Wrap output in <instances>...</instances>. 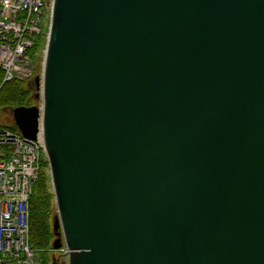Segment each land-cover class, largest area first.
Masks as SVG:
<instances>
[{
    "label": "water",
    "instance_id": "1",
    "mask_svg": "<svg viewBox=\"0 0 264 264\" xmlns=\"http://www.w3.org/2000/svg\"><path fill=\"white\" fill-rule=\"evenodd\" d=\"M40 107L68 264H264V0H54ZM52 264L60 263L53 257Z\"/></svg>",
    "mask_w": 264,
    "mask_h": 264
},
{
    "label": "built area",
    "instance_id": "2",
    "mask_svg": "<svg viewBox=\"0 0 264 264\" xmlns=\"http://www.w3.org/2000/svg\"><path fill=\"white\" fill-rule=\"evenodd\" d=\"M44 26V0H0V69L5 82L32 77L28 52ZM44 149L42 136L29 141L0 130V264H37L28 245L29 198Z\"/></svg>",
    "mask_w": 264,
    "mask_h": 264
},
{
    "label": "trees",
    "instance_id": "3",
    "mask_svg": "<svg viewBox=\"0 0 264 264\" xmlns=\"http://www.w3.org/2000/svg\"><path fill=\"white\" fill-rule=\"evenodd\" d=\"M2 76L0 71V104L25 105L26 100L24 99L32 92L28 84L21 81L3 84ZM3 108L11 110L8 106ZM10 129L17 131L16 127ZM45 166L49 167L47 159L43 160L41 164V171L33 183L30 195V247L37 253V260L40 264H51L53 244L56 241L54 219L57 215V205L50 172L46 174L42 171ZM42 255H45L46 258L43 259Z\"/></svg>",
    "mask_w": 264,
    "mask_h": 264
},
{
    "label": "rangeland",
    "instance_id": "4",
    "mask_svg": "<svg viewBox=\"0 0 264 264\" xmlns=\"http://www.w3.org/2000/svg\"><path fill=\"white\" fill-rule=\"evenodd\" d=\"M45 51H46V48H45ZM45 51H44V54L43 53H41V54L35 53L34 59L33 60L31 59V61L33 63L34 78L36 76L39 77L43 73V65H44V60L43 59H44V56H45ZM2 80H3V84H5L4 75L2 76ZM32 96H33V94L31 95L30 93L27 95L26 99H24V100H26L25 105H23V106L30 105V106H27V107H34L36 105L37 107H40L41 104H42L41 101H38V102L35 103V102H32V101L29 100V103L27 104L28 99H31ZM5 106H8L9 108L21 107V106H19L18 103H10V104H5V105L0 104V128L12 127L13 124H14V118H13V114H12L11 110L10 109H5L4 110L3 107H5ZM43 156L47 158L45 153L43 154ZM42 171L47 174L50 170H49V167L45 166ZM51 183H52V181H51ZM57 214H58V210H57ZM42 258L45 259L46 256L42 255Z\"/></svg>",
    "mask_w": 264,
    "mask_h": 264
},
{
    "label": "bare ground",
    "instance_id": "5",
    "mask_svg": "<svg viewBox=\"0 0 264 264\" xmlns=\"http://www.w3.org/2000/svg\"><path fill=\"white\" fill-rule=\"evenodd\" d=\"M53 2H54V0H52V2H51V5H50V9L52 10V12H53ZM52 22V21H51ZM50 29H51V26H50ZM50 29H49V32H48V35L46 36V38L48 39V42H49V33H50ZM40 45V43H38L37 42V44H36V47H38ZM48 45V44H47ZM46 52H47V48H46ZM46 52H45V56H44V62H45V60H46ZM40 130H42V128L40 129ZM35 181V180H34ZM34 183V182H33ZM33 186V185H32ZM29 207H30V198H29ZM28 245H29V248L31 249V247H30V233H29V240H28ZM32 250V249H31Z\"/></svg>",
    "mask_w": 264,
    "mask_h": 264
},
{
    "label": "flooded vegetation",
    "instance_id": "6",
    "mask_svg": "<svg viewBox=\"0 0 264 264\" xmlns=\"http://www.w3.org/2000/svg\"><path fill=\"white\" fill-rule=\"evenodd\" d=\"M31 88L35 89L36 88L35 84L31 85Z\"/></svg>",
    "mask_w": 264,
    "mask_h": 264
}]
</instances>
